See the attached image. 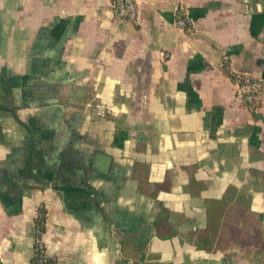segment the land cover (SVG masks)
Returning a JSON list of instances; mask_svg holds the SVG:
<instances>
[{"label":"crops","instance_id":"crops-1","mask_svg":"<svg viewBox=\"0 0 264 264\" xmlns=\"http://www.w3.org/2000/svg\"><path fill=\"white\" fill-rule=\"evenodd\" d=\"M136 2L131 23L110 0H0V264H30L40 208L52 264L264 242V96L250 110L220 67L264 86V0Z\"/></svg>","mask_w":264,"mask_h":264},{"label":"built area","instance_id":"built-area-1","mask_svg":"<svg viewBox=\"0 0 264 264\" xmlns=\"http://www.w3.org/2000/svg\"><path fill=\"white\" fill-rule=\"evenodd\" d=\"M110 7L117 19L131 23L137 22L138 7L136 0H110ZM173 24L180 30L190 31L191 29V25L188 20H186L182 8H179L176 11ZM220 67L228 75L236 98L240 103L252 111L257 110L262 103L264 96L262 80L249 74L232 71L230 67V59L227 55L222 56ZM38 235L41 236L40 229H36L35 233L33 255L31 258L33 264H43L46 259L45 247L41 240L36 238Z\"/></svg>","mask_w":264,"mask_h":264},{"label":"rangeland","instance_id":"rangeland-1","mask_svg":"<svg viewBox=\"0 0 264 264\" xmlns=\"http://www.w3.org/2000/svg\"><path fill=\"white\" fill-rule=\"evenodd\" d=\"M242 235L237 232L231 233V239L233 241L223 242L222 248L229 250L228 254L224 258L229 262V264H264V251L262 250V245L264 242H258L251 240L242 241ZM255 246H261L258 249L254 248ZM261 251L263 256H258V252ZM257 255V256H256ZM184 261L183 264H194V262L199 261L201 258H204L201 252L197 251V253H187L183 252ZM202 256V257H201ZM207 258V259H205ZM202 259L206 263L204 264H217V261H210V257H205ZM160 259V258H159ZM165 259H167L165 257ZM161 260V259H160ZM226 263V262H225Z\"/></svg>","mask_w":264,"mask_h":264},{"label":"trees","instance_id":"trees-1","mask_svg":"<svg viewBox=\"0 0 264 264\" xmlns=\"http://www.w3.org/2000/svg\"><path fill=\"white\" fill-rule=\"evenodd\" d=\"M44 223H45V211L40 208L38 209V215L37 218L35 220V224H36V228L40 229V232H44ZM40 235H38L36 238L40 239ZM31 264H33L32 259L30 261ZM43 264H52V262L50 260H48L47 258L44 260Z\"/></svg>","mask_w":264,"mask_h":264}]
</instances>
